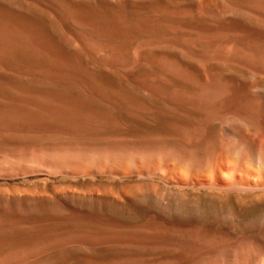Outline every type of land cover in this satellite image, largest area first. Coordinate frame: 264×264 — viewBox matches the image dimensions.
Returning a JSON list of instances; mask_svg holds the SVG:
<instances>
[{
    "label": "bare ground",
    "instance_id": "1",
    "mask_svg": "<svg viewBox=\"0 0 264 264\" xmlns=\"http://www.w3.org/2000/svg\"><path fill=\"white\" fill-rule=\"evenodd\" d=\"M224 2L216 6L207 0L200 8L166 9L154 12L150 17L141 16L139 24L151 28V31L134 43L123 39L125 30L120 42L111 43L104 39L108 41L105 43L116 44V57L112 56V50L111 56L106 54L115 57L116 61L113 60L115 58L107 59L105 55L103 58L116 64L117 145H113L114 141L111 145L107 146V142L102 145L85 137L78 142L75 139L63 144L56 143L54 138V142L47 143L46 147L40 146L36 151L19 154V161L11 160L16 153L11 159L3 154L4 157H0L3 159L1 163L17 162V165L31 161L36 165L58 164L64 169L71 164H75V169L81 164L91 169L93 166L95 169L91 173L95 179L104 173H111L116 167V175H112L117 178V197L113 195L117 212L127 207L138 208L145 218L125 220L118 214L116 217L109 214L103 216L80 208L70 211L64 202L37 217H5L0 220V228L3 229L0 232V264H264V0H230V7H226ZM62 4L58 2L55 7L63 8ZM65 8L67 10L66 5ZM57 9L54 16H65L63 13L66 11L59 13ZM121 11H117V16L120 13L125 16V10ZM77 14L72 16L74 20L75 17L82 18ZM126 15L129 17V12ZM60 18L59 22L64 19ZM88 21L90 23V18ZM98 21L103 24V21ZM106 23L104 21L103 25L108 26ZM20 26L23 27L22 23ZM114 28H111L112 31ZM111 29L107 30L111 32ZM92 39L98 40L97 37ZM33 40L37 41L36 38ZM12 46L0 41V51H10ZM166 46L177 49V53L179 50L188 54L190 59L177 56L172 48L169 52L161 50ZM56 50L45 48L47 62L42 60L43 63H40L39 58L38 61L27 59V63L19 66L20 70L54 81L62 76L66 77H62L66 81H81L82 74L74 73L76 64L74 70L68 66L67 69L54 67L57 63L70 62ZM92 50L96 54L94 48ZM98 60L101 61L100 58ZM44 107L42 105V109ZM61 113L72 120L77 115L69 109ZM31 114L33 118L38 113ZM20 118L14 122L0 121V129L23 131V128L31 127L29 129L37 133L77 134L76 127L73 129L71 126L77 123V119L71 125L66 122L67 127H64L56 122V118L55 123L51 121L54 125H44L45 122L41 124L25 116ZM83 122L78 121V132L84 130L86 122ZM101 165L103 167L98 169ZM47 171L55 173L54 170ZM148 183L152 186H145ZM158 186L169 192L177 191L178 195L179 191L190 192L207 198L205 200L210 203L211 200L219 201L220 206L234 202L241 210L240 216H235L238 220L234 225L230 224L233 226H227V222H223L226 219H216L218 215L216 217L212 212V207L215 221L203 216V219L194 217L197 216L195 212V215L190 214L193 209L190 213H183L184 217L161 215L152 209L158 198ZM96 190L90 195L94 197ZM60 196L58 194L56 199ZM95 196L98 199L111 198L106 190ZM84 200L87 201L86 197ZM84 200L81 201L84 203ZM204 201L201 202L207 205ZM195 207L190 205L189 208ZM224 215L228 216L227 212ZM77 221L102 224L112 230L69 229L71 225L57 227Z\"/></svg>",
    "mask_w": 264,
    "mask_h": 264
},
{
    "label": "rangeland",
    "instance_id": "2",
    "mask_svg": "<svg viewBox=\"0 0 264 264\" xmlns=\"http://www.w3.org/2000/svg\"><path fill=\"white\" fill-rule=\"evenodd\" d=\"M37 1L38 0L36 1L35 0H0V41H5L13 45L12 50L10 51H0L1 52L0 54L2 56V57L0 56V119H2L0 121L8 122V120H10L14 122L15 120L18 121L19 119H22L20 117L25 116V118L29 117L33 121L36 120L37 122H41V124H44L45 122L44 125H52L58 119L59 121L57 120L56 122H58L59 124L62 123L61 124L62 126L64 125V127H67L66 122L67 124L71 125L74 124V120L77 119L75 121L77 123L75 125H71L73 129H75L76 127L75 131H77V134L76 132L75 133L73 132L71 135H66L69 133L63 135L65 132H61V133L53 132L55 133L54 135H52L53 134L52 132L37 133V132H33L32 129H29L31 127L28 126H27L28 129L26 128L28 131L24 128L22 129L23 131L0 129V157L3 158L5 156L7 159H11L13 155L16 153L14 155L15 159L14 158L11 159L15 161H19L20 160L19 157L21 155L27 152L36 151L37 149L41 148L40 146L46 147L47 143L50 144L53 143L54 141H57L56 143L67 144L68 142H71L70 140L76 139L77 140L76 142H78L80 141L81 137H85L88 141L96 140L98 144L107 142L108 144L107 143L106 144L108 146L111 145L114 141L113 145L114 144L117 145V140H116L117 139L116 136L117 135V72H116V64L112 61L113 63L112 65V63L107 60L108 58L113 59L116 57V44L112 45L110 43H105V42L108 41H111V43L112 42L117 43V41L120 42V40H122L124 36L123 34L124 30H125V36H124L125 38H123L124 40L127 41L129 40L131 41V43L137 42L141 38H144L146 35H148L151 31V28L143 27L139 24L138 19H140L141 16L142 18L143 17L146 18L147 16L150 17L153 16L154 12H159L166 9L171 10V9H178L181 7L200 8L203 5V3L207 0H55L53 3L51 0L48 1L39 0L42 3ZM45 1L47 2L45 3ZM49 1L53 5L56 2V5L54 6L51 5V8L53 9L58 8L57 11H60L59 13H62L64 11L66 12L69 11L68 12L69 16L66 14V12H64L63 14H65V16H62L61 14V16L64 18L63 19L60 18L61 16L59 14V18L63 19L62 21L60 20L59 22L58 21L59 18L57 16H54L55 9L54 12H52L53 9H51L49 6L51 4L49 3ZM208 1L212 2L216 6H218V4L221 5L223 3V0L222 1L220 0L221 3H218L219 0H217V2L216 0H214L215 3L213 2V0H208ZM43 2L45 4H43ZM58 2L64 3V5L62 4L64 7L63 8L60 6L55 7L58 5ZM225 2H224L225 6L230 7V0H225ZM47 3H49V5ZM71 3H73V5ZM69 4L71 7L77 6L78 8L72 7L70 10ZM65 5L67 7V10H64ZM79 5L80 6L83 5V6L79 7ZM45 6L49 8H46ZM118 7L119 8L121 7V9H119ZM72 9L75 10L77 9V10L75 12V10L73 11ZM77 11H79L78 13L79 15L77 14ZM117 11L118 13L119 11L121 12L124 11L123 15L125 16H122L121 13L117 16L118 14ZM127 12H129V17H126L128 16L126 15ZM7 13L8 14L10 13L9 14L10 16ZM74 13H76L78 16H81L82 18L86 16V18L84 17L85 19L83 18V20H81L82 18L75 17V20H77L76 22L73 19L74 15H76ZM13 15H15L16 17ZM120 15L122 17H120ZM88 17L90 18V23L88 21L89 20ZM76 18H78L79 21ZM95 19L96 21H93ZM121 19H128V20L122 21ZM24 20L26 22H24ZM65 20H69V21H67L66 23ZM85 20L88 22H86ZM98 20L103 21V24L104 21L105 23L107 22L105 25H108L110 28L108 26H104L102 22ZM108 20L110 21V23ZM19 23L20 25L22 23L24 29H22L23 27L21 28ZM128 24H130V26ZM114 26L116 27L114 28V30L117 33L113 32L114 30L112 31ZM122 26L124 29L123 28L121 29ZM128 26L130 29H128ZM107 29L109 30L111 29V32H113V34L109 32V30ZM78 32L81 33L79 35L81 37L79 38H78V34H79ZM83 33H84V37L87 36L88 39L87 38H85V40L83 39L84 38L82 36ZM86 33L88 34L86 35ZM131 34L134 37H132ZM128 35H130L132 38H130V36ZM94 37H97L98 40L94 41L92 39ZM33 38H36L38 42L36 41L37 42L36 43L35 40H33ZM104 39L108 41H105ZM101 40L104 41L101 42ZM98 41H100L101 43ZM39 43H41V46L39 45ZM45 48L51 50H56L55 48H57L55 52H58L61 55L66 56L70 60V62L69 61L67 62L68 64L57 63L54 65V67L57 66L56 68L58 69V67L66 68L68 66L69 69L71 70H74L77 67L76 68L77 70H74L75 71L74 73L77 74L80 73L79 75L82 74V76H80L81 81H76V79H71V80L68 79L67 82L66 80H64L66 78V77L64 78V76H62L64 79L61 77L58 78L60 81L59 80L54 81V80H49L46 77L26 74L20 70V67H22L23 64L27 63L28 60H32V59L37 60L39 58L38 59L39 61L37 60L38 62L43 63L44 60L45 62H47L46 60L48 59L47 56L48 54L47 51H44ZM93 48L96 51L95 52L96 54H94V51L92 50ZM170 48L172 47L166 46L161 48V50L169 52L171 51ZM83 49L88 51H84ZM90 50L93 51V52L91 51L93 54H91ZM111 50L112 53L113 52L115 53V54L113 53L114 55L112 54V56H115L113 58L109 57L111 56ZM172 51L174 54H176L179 57L182 58L184 57V59L187 60L190 59V56L188 54H185L184 52L178 50L177 53V49L174 50V48H172ZM20 54L22 56H20ZM70 54L72 57H74L73 59L72 57H70ZM106 54L107 55L110 54V55L107 56ZM93 55L96 56L94 57ZM104 55L107 56L106 57L107 59L103 58ZM99 58L101 59V61L98 60ZM8 59L10 60V62H8L9 61ZM102 59L107 61H102ZM13 60L14 62L17 60L18 61L16 63H12ZM73 60H75L74 63ZM113 60L116 61V58ZM76 61L78 65L77 63H75ZM78 61H80L81 63H79ZM85 63L88 64L86 65V67H85ZM79 65L81 66V68ZM16 68L19 71H17ZM84 69L86 70L84 71ZM229 69L230 68H227V70ZM77 74L76 76L78 77L79 75ZM40 91L46 94H42ZM54 97L57 99H55ZM77 101L79 104H77ZM42 105L43 107L45 106L44 109H42ZM64 109L65 110L69 109V111L75 112L77 114L75 119L74 120H72L71 118L69 119L67 116L63 117L61 112H63ZM77 109L80 110V112ZM29 112L34 113L35 115L36 113L38 114L36 116H33L32 118L33 114ZM49 117H51L52 120ZM106 117L108 120L106 119ZM51 121L54 122L52 123ZM78 121H80V123H82L83 121L86 122L85 125L82 124L83 128L85 127L83 130L84 132L82 130L78 132L77 128L79 127L80 124L78 123ZM58 123H56L55 125H57ZM59 133L60 135H58ZM106 144L104 143V145ZM19 154L20 156H18ZM2 160L3 159L0 158V220L5 219V217H9V216L37 217L39 216V214L41 215L48 213L49 211L53 210L58 204L61 203L62 204L65 203L70 209V211H74L80 208L81 210L86 209L98 213L97 215L105 214V216H107L109 214L112 217H116L118 214L119 217L121 216V218L125 220H142L145 218L143 217L142 211L139 210L138 208L127 207L125 208V210H127L126 212L125 210H120L117 212V202L113 198V195H116L115 197H117V178L116 176H114L116 175V167L112 169L113 171L111 173L109 174L104 173L100 175V177L95 179L91 173L92 169H95V167L93 166L91 169V167H89L88 165L81 164L82 166L76 165L77 168L75 169V164H71V166L69 165L70 168L68 166H65L66 168L64 169L61 165L59 166L58 164L56 165V164L45 163L44 165H36L33 164L31 161L20 162L18 165L17 162H13L9 164L2 162L3 165H1ZM26 163H28V165H26ZM87 166L89 167V169ZM101 167L103 166L102 165L99 166L98 169H100ZM47 170H54L55 173H49ZM119 186H123V185L119 184ZM145 186L151 187L152 185L148 183ZM95 190L97 191L98 194H101L103 190H106V192L110 195L111 198L98 199L97 196H95L97 194L95 192H93L94 197L91 196L90 194H92V191ZM164 190L165 189L162 188V186L157 187L158 198L155 199L154 202L156 203H154V206L152 208L153 210L161 213V215H166L169 217L171 214L170 217H173V215L174 217H176V215H179L178 217L181 216L184 217L183 213L186 212L190 213V211L193 209L192 210L193 212L191 211L192 213L190 214H194L195 212L197 216L194 217L203 219L201 217L203 216L214 220L218 215L216 219H221V220L226 219L225 221L223 220V222H227V226L228 225L233 226L234 222L238 220L237 217L240 216L239 214L241 210L239 209L238 206L234 204V202L229 201L227 203H223L222 206H220L219 204H221V202L219 201L211 200L212 203H210L209 201H207L208 200L207 198L199 197L190 192L179 191V195H178L177 191L175 193V192H169L167 190H165L166 191L165 192ZM72 192H74V194H77V196H74ZM180 193L183 196L180 195ZM58 194L61 196L57 197L56 199V196ZM89 195L91 196L92 199L89 198L90 197ZM85 197L87 201L84 200ZM88 198L90 201L88 200ZM194 198L200 203L198 204ZM188 199L189 201L191 200L190 203L188 202ZM81 200H84V203ZM204 200L207 201V205L205 203H202ZM191 202H195V204L194 203L192 204ZM208 203H210V205ZM213 203L216 208L214 207ZM189 204L191 205V207L193 205H196V207H198L199 209L196 207H195L196 209L189 208L190 207ZM208 205L210 207H208ZM182 206H184V208ZM187 206L189 207L187 208ZM211 207L213 211L212 209H210ZM220 207L221 209L219 210ZM46 209H50V210L46 211ZM134 209L136 210L134 211ZM121 211L122 213L120 214ZM211 211L214 212V214H216V217H214L215 215L211 213ZM215 211L218 212L219 214H217ZM226 212L228 216L224 215ZM200 213H203V215ZM220 213L222 216L220 215ZM185 216H187V214ZM78 222L79 221L76 222L77 225L75 222H71L70 224L68 223L59 224L57 225V227L60 226L61 228H67V226L71 225L68 227L69 229L71 228L85 229V230L89 229L91 231H103V232L112 230L111 228L104 226L102 224L84 223V222L78 223ZM231 223L233 225H230ZM75 226L77 228H75ZM0 230H1L0 232H3V229L0 228ZM34 231L36 230L34 229Z\"/></svg>",
    "mask_w": 264,
    "mask_h": 264
}]
</instances>
